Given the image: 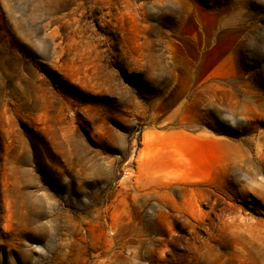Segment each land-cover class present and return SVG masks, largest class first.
<instances>
[{"label":"rangeland","instance_id":"obj_1","mask_svg":"<svg viewBox=\"0 0 264 264\" xmlns=\"http://www.w3.org/2000/svg\"><path fill=\"white\" fill-rule=\"evenodd\" d=\"M223 35L179 118L235 152L197 141L150 186L143 135ZM0 264H264V0H0Z\"/></svg>","mask_w":264,"mask_h":264},{"label":"bare ground","instance_id":"obj_2","mask_svg":"<svg viewBox=\"0 0 264 264\" xmlns=\"http://www.w3.org/2000/svg\"><path fill=\"white\" fill-rule=\"evenodd\" d=\"M202 20V19H201ZM198 21V20H197ZM236 21V16L221 20L222 25L232 24ZM202 27L206 35L209 34L210 27L206 22H202ZM208 33V34H207ZM231 38L228 36H216L213 39L212 47L200 54L198 68L193 77H187L184 84L176 92L172 102L173 108L167 118L160 124L154 127L153 130H148L143 135L144 149L140 153L139 168L147 170L145 173V181L148 185L156 188L169 190L172 185L180 183L177 179H170L165 174L161 173L160 167L172 166L178 167L186 160V164L193 166L188 155H191L194 143L200 140H209L211 144L218 150H224L228 155L235 152V145L229 141L220 138L212 128V124L205 116L202 118L193 116L186 122H182L179 118L181 106L184 102L186 92H196L191 96L190 103L197 107L208 102L212 104L216 89L221 86L223 81L214 73L215 64L228 54ZM189 47H192L189 45ZM222 47L225 50L221 49ZM196 55V52H195ZM179 67L182 70H189L188 62L184 59ZM210 125L211 130H207ZM135 185L141 188L143 185L142 177H137ZM115 240H119L124 232L122 223L118 220L112 222Z\"/></svg>","mask_w":264,"mask_h":264}]
</instances>
